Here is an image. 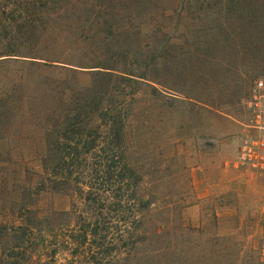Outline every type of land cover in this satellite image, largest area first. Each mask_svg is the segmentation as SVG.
Instances as JSON below:
<instances>
[{
    "label": "rangeland",
    "instance_id": "1",
    "mask_svg": "<svg viewBox=\"0 0 264 264\" xmlns=\"http://www.w3.org/2000/svg\"><path fill=\"white\" fill-rule=\"evenodd\" d=\"M130 7L53 27L67 68L0 60V264H218L231 241L264 261V177L236 166L264 0Z\"/></svg>",
    "mask_w": 264,
    "mask_h": 264
},
{
    "label": "trees",
    "instance_id": "2",
    "mask_svg": "<svg viewBox=\"0 0 264 264\" xmlns=\"http://www.w3.org/2000/svg\"><path fill=\"white\" fill-rule=\"evenodd\" d=\"M131 0H0V60L13 58L30 59L34 63L67 68L63 62L70 54L74 43L62 39L65 29L59 28V34L51 33L53 27L60 26L76 10L84 11L82 16L88 23L94 16H119L128 8ZM76 43V42H75ZM97 70L85 71L84 67L69 68L78 76H90L93 79L137 81L138 75L132 69H113L92 67ZM139 78V77H138ZM121 183V182H119ZM118 190L123 187L118 184ZM113 190V189H107ZM122 201V199H119ZM131 234V229L127 235ZM233 241L223 247L218 264H238L232 261ZM253 264H264L258 259Z\"/></svg>",
    "mask_w": 264,
    "mask_h": 264
},
{
    "label": "built area",
    "instance_id": "3",
    "mask_svg": "<svg viewBox=\"0 0 264 264\" xmlns=\"http://www.w3.org/2000/svg\"><path fill=\"white\" fill-rule=\"evenodd\" d=\"M247 105L252 118L237 153L236 166L264 177V79L255 81Z\"/></svg>",
    "mask_w": 264,
    "mask_h": 264
}]
</instances>
